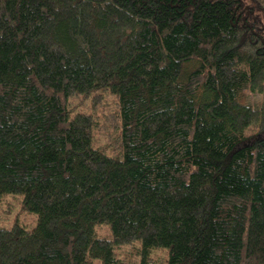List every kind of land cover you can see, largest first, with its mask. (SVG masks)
I'll list each match as a JSON object with an SVG mask.
<instances>
[{"label":"trees","instance_id":"1","mask_svg":"<svg viewBox=\"0 0 264 264\" xmlns=\"http://www.w3.org/2000/svg\"><path fill=\"white\" fill-rule=\"evenodd\" d=\"M90 95L103 115L76 111ZM248 95L264 99V0H0V200L37 216L0 229V264H122L133 242L142 264H264Z\"/></svg>","mask_w":264,"mask_h":264},{"label":"rangeland","instance_id":"2","mask_svg":"<svg viewBox=\"0 0 264 264\" xmlns=\"http://www.w3.org/2000/svg\"><path fill=\"white\" fill-rule=\"evenodd\" d=\"M113 96L107 97V101H111ZM264 100L260 95H248L247 102L254 103ZM92 102V95L82 100L74 101L76 111L82 110L83 112L95 111L98 115H103L104 111H107V107H100L93 109L90 107ZM112 104L107 103L106 106ZM103 109V110H102ZM254 131L249 132V136H252ZM99 135H96L95 145H105V136L103 131H99ZM16 223L24 225L27 229L32 230L37 224V216L28 212L23 205L22 194H5L0 200V229H11ZM97 234L103 237H109L111 235L110 227L108 225H102L97 228ZM117 258H119L122 264H142L143 261V248L140 242H133L115 247ZM150 257L153 264H168L169 253L165 248L155 249L151 252ZM92 264H100L99 260H95Z\"/></svg>","mask_w":264,"mask_h":264}]
</instances>
